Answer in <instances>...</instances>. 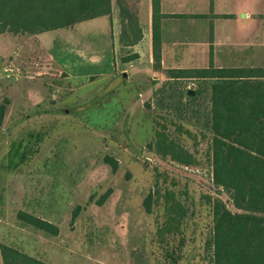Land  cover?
Here are the masks:
<instances>
[{
  "label": "rangeland",
  "instance_id": "374dc122",
  "mask_svg": "<svg viewBox=\"0 0 264 264\" xmlns=\"http://www.w3.org/2000/svg\"><path fill=\"white\" fill-rule=\"evenodd\" d=\"M147 50L122 62L133 51L98 21L41 39L0 33V264L2 244L51 264H211L213 200L227 194L212 184L211 132L203 122L210 98H199L196 117L191 104L176 105L178 92L195 94L199 80H175L172 98L155 93L172 80L167 69L208 66L210 58L162 57L156 68ZM217 63L238 66L241 58ZM158 132L194 163L158 154L150 146ZM174 201L188 211L169 229ZM20 209L55 222L60 233L23 223Z\"/></svg>",
  "mask_w": 264,
  "mask_h": 264
},
{
  "label": "trees",
  "instance_id": "16d2710c",
  "mask_svg": "<svg viewBox=\"0 0 264 264\" xmlns=\"http://www.w3.org/2000/svg\"><path fill=\"white\" fill-rule=\"evenodd\" d=\"M117 5L122 25L121 46L131 51L128 47L143 37L139 17L123 0H117ZM152 10L153 58L158 68L162 63L161 20L166 14L161 12V0H152ZM111 11V0H0V33L36 35L69 28L109 15ZM262 18L264 28V13ZM138 57L137 52H132L123 56L122 62ZM167 71L172 80L163 83L155 92L156 95L162 93L163 98L173 97L168 89L173 87L175 80L190 78L202 83L195 94L189 92L191 89L178 92L177 109L191 104L193 115L198 117L199 98L203 94L210 98V108L203 122L205 129L211 132L212 184L217 193L227 194V198L218 196L213 200L214 227L207 241L212 250L211 264H264V44L262 65L216 66L211 61L204 67L169 68ZM4 114L5 106L2 105L0 122ZM154 143L150 146L155 145L161 156L182 164L194 163L193 155L166 134L158 132ZM106 159L116 170L118 163ZM153 201L151 193L145 200L149 212ZM168 208L170 218L165 226L170 229L175 222L178 228L188 210L178 201ZM79 209L73 211L72 221L77 218ZM17 218L48 235L60 233L55 222L25 210H18ZM1 254L4 264H51L7 244L1 245Z\"/></svg>",
  "mask_w": 264,
  "mask_h": 264
},
{
  "label": "crops",
  "instance_id": "0c3cea01",
  "mask_svg": "<svg viewBox=\"0 0 264 264\" xmlns=\"http://www.w3.org/2000/svg\"><path fill=\"white\" fill-rule=\"evenodd\" d=\"M123 1L137 11L143 31L142 39L128 50L142 57V48L146 45L149 55L153 56L152 0ZM111 2V14L85 21H98L99 25L116 32L122 49L119 7L117 0ZM161 12L166 14L161 20L162 57H204L217 65L220 58H241L238 66H246V62L254 66L252 60L259 58L257 64L262 65L264 0H161ZM45 32L30 36L41 39ZM27 88L35 89L31 85ZM27 96H31L29 90Z\"/></svg>",
  "mask_w": 264,
  "mask_h": 264
},
{
  "label": "water",
  "instance_id": "95a60500",
  "mask_svg": "<svg viewBox=\"0 0 264 264\" xmlns=\"http://www.w3.org/2000/svg\"><path fill=\"white\" fill-rule=\"evenodd\" d=\"M123 76H127V74L126 73H124V75ZM191 94H194V91L193 90H190L189 91ZM219 193H221V192H219Z\"/></svg>",
  "mask_w": 264,
  "mask_h": 264
},
{
  "label": "built area",
  "instance_id": "2783aa9c",
  "mask_svg": "<svg viewBox=\"0 0 264 264\" xmlns=\"http://www.w3.org/2000/svg\"><path fill=\"white\" fill-rule=\"evenodd\" d=\"M5 70L7 71V70H13V69H11L10 67H5Z\"/></svg>",
  "mask_w": 264,
  "mask_h": 264
}]
</instances>
